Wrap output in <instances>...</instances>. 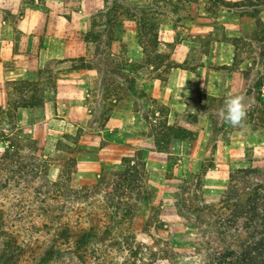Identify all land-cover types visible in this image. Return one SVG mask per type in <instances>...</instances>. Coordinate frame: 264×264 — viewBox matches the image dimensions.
<instances>
[{
    "label": "rangeland",
    "instance_id": "374dc122",
    "mask_svg": "<svg viewBox=\"0 0 264 264\" xmlns=\"http://www.w3.org/2000/svg\"><path fill=\"white\" fill-rule=\"evenodd\" d=\"M57 1L78 9L85 0ZM104 3L84 33L90 38L86 65L99 75L92 83V117L76 136L62 138L57 152L44 155L37 142L18 137L23 131L13 130L11 112L0 113V142L9 139V149L2 151L0 145V264H264V230L250 240L243 221L229 217L226 227L229 214L218 210L232 170H264V139L246 145L242 137L229 136L263 133L264 102L257 88L264 76H243L241 91L235 94L243 97L247 111L243 128L230 126L220 116L227 97L214 102L200 95L202 105L215 111L212 126L199 142L189 141L180 155H155L153 166L132 177L126 166L110 163L79 173L87 152L80 136L101 127L116 108L134 104L144 109L148 101L141 74L152 67L164 78L178 65L171 57L178 44L184 42L183 51L191 54V61L184 63L187 68L226 39L236 44L235 64L243 59L253 64L260 58L264 71V0L238 1L235 7L225 0ZM231 8L241 16L239 29L226 15ZM139 53L143 60L131 61ZM78 65L52 63L41 76L43 86ZM246 86L255 88L249 100ZM153 113L148 110L157 126L163 114ZM197 117L182 114L177 122L198 136L204 129Z\"/></svg>",
    "mask_w": 264,
    "mask_h": 264
},
{
    "label": "crops",
    "instance_id": "0c3cea01",
    "mask_svg": "<svg viewBox=\"0 0 264 264\" xmlns=\"http://www.w3.org/2000/svg\"><path fill=\"white\" fill-rule=\"evenodd\" d=\"M238 1L243 0H225L232 3ZM104 5V0H85L80 8L71 9L67 7L70 4L64 6L57 0H0V113L3 116L9 115L13 110L9 105L10 93L13 92L12 83L41 82L45 66L51 60L87 58L88 44L84 33L91 26L92 15L102 12ZM231 9L226 15L231 24L237 25L239 29L241 16L235 13L236 8ZM133 28L132 37L134 33L137 34L135 25ZM183 43L178 44L171 54L178 65L171 67L164 78L157 76L152 67L141 74V90L148 101L144 104V109H137L134 104L116 108L101 127H95L97 130L80 136L85 139L83 144L87 152L86 157L80 161L79 173H92L97 170V165L106 163L122 165L123 159H135L137 156H141L146 169L149 165H154L152 161L155 155H172V151L173 154L180 155L179 152L189 141L205 137L203 133L208 126H212L215 111L202 105L200 95L218 102L221 98L235 96L241 91L243 76H247L249 80L254 77L255 80H260L264 76L260 58L253 64L248 59L235 64L236 44L226 39L218 40L208 54L200 55L199 63L194 68H187L184 63L191 61V54L183 51ZM139 54L131 61H142L143 54ZM98 75V71L91 67L62 70L54 81V89L44 88L45 97L41 107H21L11 112L13 130L20 129L23 132L18 137L37 142L39 153L54 154L57 152L59 140L76 136L79 128H83L92 117L90 113L96 105L91 89ZM263 87L264 80L261 79L257 89L261 93V101L264 102ZM244 91L249 100L255 88L246 86ZM149 109L155 115L160 114L161 110L164 111L161 112L162 121L165 119L167 125L181 128H184L183 121L177 122V116L198 114L197 120H201L204 130L198 136L194 133L192 140L174 141L169 152L158 151L151 136V126L155 123L150 121ZM156 119L159 118H155L154 122ZM237 133L236 137H232L234 133L229 136L242 137L245 140L242 143L246 145L248 141L264 139L263 133L254 132L253 136L245 131ZM8 140L5 137L0 142L2 151L9 149ZM260 144L263 146L264 142ZM260 151L264 153V148L261 147ZM164 165V162L159 164V169Z\"/></svg>",
    "mask_w": 264,
    "mask_h": 264
},
{
    "label": "trees",
    "instance_id": "16d2710c",
    "mask_svg": "<svg viewBox=\"0 0 264 264\" xmlns=\"http://www.w3.org/2000/svg\"><path fill=\"white\" fill-rule=\"evenodd\" d=\"M238 2L228 3L229 6H237ZM87 44L90 43L89 35H84ZM55 62H72L79 63L74 69H87L90 66L86 65L87 58L69 59L65 61H48L45 66V71L49 70V66ZM13 92L17 96L10 93L9 105L16 111L17 108H32L41 107L44 103V88L50 87L54 89L55 82L49 80V85L43 86L40 81L28 82L20 81L11 84ZM13 96V97H12ZM11 109V110H12ZM13 110L11 112H13ZM161 112H164L161 110ZM264 136V125L262 126ZM151 136L154 139V147L161 152H169L172 149L174 141H185L194 139V133L181 127L167 125L166 120L159 123L157 126H151ZM2 159V158H1ZM0 159V160H1ZM122 165L130 170V176L144 174V162L141 156L134 158H125ZM219 209L222 214H229L226 217H231L236 221H243L244 233L252 240L260 230H264V170L257 168H240L232 170L228 176V184L219 199ZM223 218V217H222ZM226 224V223H225ZM225 225L226 227L229 226ZM264 231H262V234ZM83 237L80 243H83Z\"/></svg>",
    "mask_w": 264,
    "mask_h": 264
},
{
    "label": "clouds",
    "instance_id": "9594fccd",
    "mask_svg": "<svg viewBox=\"0 0 264 264\" xmlns=\"http://www.w3.org/2000/svg\"><path fill=\"white\" fill-rule=\"evenodd\" d=\"M242 101V96L229 95L219 112L224 121L235 128L244 127L243 121L246 118L247 111Z\"/></svg>",
    "mask_w": 264,
    "mask_h": 264
},
{
    "label": "built area",
    "instance_id": "2783aa9c",
    "mask_svg": "<svg viewBox=\"0 0 264 264\" xmlns=\"http://www.w3.org/2000/svg\"><path fill=\"white\" fill-rule=\"evenodd\" d=\"M263 89H264V87H263Z\"/></svg>",
    "mask_w": 264,
    "mask_h": 264
}]
</instances>
